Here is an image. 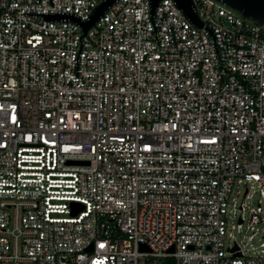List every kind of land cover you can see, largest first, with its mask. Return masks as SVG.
I'll use <instances>...</instances> for the list:
<instances>
[{
    "label": "built area",
    "instance_id": "2783aa9c",
    "mask_svg": "<svg viewBox=\"0 0 264 264\" xmlns=\"http://www.w3.org/2000/svg\"><path fill=\"white\" fill-rule=\"evenodd\" d=\"M103 2L0 0V264H264L236 238L264 224V31L209 0L201 29L160 0L159 45L149 0L86 36L23 15Z\"/></svg>",
    "mask_w": 264,
    "mask_h": 264
},
{
    "label": "water",
    "instance_id": "95a60500",
    "mask_svg": "<svg viewBox=\"0 0 264 264\" xmlns=\"http://www.w3.org/2000/svg\"><path fill=\"white\" fill-rule=\"evenodd\" d=\"M117 0H104L102 4L95 8L87 22L82 23L79 17L73 14H23L30 16H42L45 21H72L78 25L86 36V31L89 30L100 17L116 3ZM160 0H149L150 5V21L153 26L156 42L158 43L155 33V26L153 16L156 12L157 5ZM175 5L184 13L187 20L195 28L201 29L202 23L197 18V13L191 0H173ZM215 6L220 7L227 12L238 16L239 18L251 22L257 28L264 31V0H209ZM83 37V36H81ZM80 37V38H81ZM79 38V42H80ZM159 45V43H158ZM82 44L80 43V50L76 57V75L78 76V59L80 55Z\"/></svg>",
    "mask_w": 264,
    "mask_h": 264
},
{
    "label": "rangeland",
    "instance_id": "374dc122",
    "mask_svg": "<svg viewBox=\"0 0 264 264\" xmlns=\"http://www.w3.org/2000/svg\"><path fill=\"white\" fill-rule=\"evenodd\" d=\"M238 191H239L238 194L234 192L233 197H235L236 202L240 204L243 201L244 188L241 186ZM258 199H259L258 195H255L253 197L251 201L252 206L256 205ZM245 202L248 203V201H245ZM257 228H258V232L255 233L254 237L252 238L250 242H248V239L252 235V232L246 230V224H244L241 234L240 235L236 234V238L238 240L242 239L244 240V242L251 243L253 246L258 247L262 243H264V224L257 226Z\"/></svg>",
    "mask_w": 264,
    "mask_h": 264
},
{
    "label": "trees",
    "instance_id": "16d2710c",
    "mask_svg": "<svg viewBox=\"0 0 264 264\" xmlns=\"http://www.w3.org/2000/svg\"><path fill=\"white\" fill-rule=\"evenodd\" d=\"M168 262H170V263H168V264H171V261H168Z\"/></svg>",
    "mask_w": 264,
    "mask_h": 264
}]
</instances>
